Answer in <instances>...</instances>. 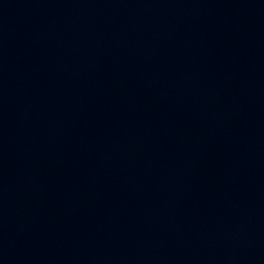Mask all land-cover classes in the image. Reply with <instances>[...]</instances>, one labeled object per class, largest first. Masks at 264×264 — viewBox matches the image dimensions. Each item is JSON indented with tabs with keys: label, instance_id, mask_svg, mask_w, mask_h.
Here are the masks:
<instances>
[{
	"label": "water",
	"instance_id": "water-1",
	"mask_svg": "<svg viewBox=\"0 0 264 264\" xmlns=\"http://www.w3.org/2000/svg\"><path fill=\"white\" fill-rule=\"evenodd\" d=\"M0 264H264V0H0Z\"/></svg>",
	"mask_w": 264,
	"mask_h": 264
}]
</instances>
